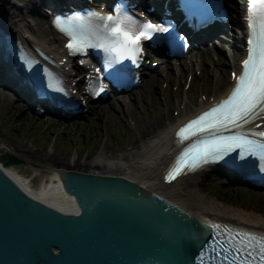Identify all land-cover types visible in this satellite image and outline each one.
<instances>
[{
    "label": "water",
    "instance_id": "obj_1",
    "mask_svg": "<svg viewBox=\"0 0 264 264\" xmlns=\"http://www.w3.org/2000/svg\"><path fill=\"white\" fill-rule=\"evenodd\" d=\"M0 150V264H194L203 219L122 173L59 166L76 207L60 208L20 185Z\"/></svg>",
    "mask_w": 264,
    "mask_h": 264
},
{
    "label": "rangeland",
    "instance_id": "obj_2",
    "mask_svg": "<svg viewBox=\"0 0 264 264\" xmlns=\"http://www.w3.org/2000/svg\"><path fill=\"white\" fill-rule=\"evenodd\" d=\"M228 1L231 4L232 1ZM46 10L47 8L44 11ZM39 11L42 15L45 14L44 11ZM228 11L231 16L237 17V14L233 15L232 7H229ZM33 16L39 17V14L33 13ZM229 39L228 35L223 39L217 37L206 44L221 57L220 60H223L216 63L215 66L221 68L215 69L214 73L203 72V69L200 72L199 65L190 69L186 60L183 66L176 65L171 68L166 66L164 67L166 70L161 68L159 63L155 69L147 72V76L143 78L141 85L134 88V92L121 95L120 103L111 106L107 102L109 99L96 101V104L84 113L85 115L74 118L65 119L48 113L37 114L24 101L17 98L10 88L0 85V149H10L20 155L24 162L18 169L23 170L25 175L34 174L35 182L41 173L53 171L59 166L70 165L87 170L99 167L97 164L88 163L85 158L93 159L100 155L125 160L127 153L136 150L141 140L140 132L148 123V119L159 117L161 122L158 126L163 128L170 121L171 115L175 118L181 115L179 108L185 105L184 100L187 99L185 97H188L189 101L187 99L188 103L183 110L189 109L187 107L191 106L195 99L202 98L205 92L216 90L218 87L222 89L221 84L226 79L232 63ZM46 44L51 49L55 47L54 43L53 46L47 42ZM194 51L196 49L190 50L187 55ZM241 52L242 50L238 54ZM207 62L202 64L212 67V64ZM187 74L191 79L190 85L183 84L177 87V79ZM168 75L171 76L170 80ZM150 77H158L155 78L156 83L153 84ZM144 88L148 90L149 95L147 94L143 101L140 99V91ZM13 100H17L18 104H14ZM200 100L203 99L195 102ZM153 131L149 134L151 135ZM212 174L214 177L210 179ZM201 175L200 178L205 182L203 187L187 181L183 182L182 187L175 190V193L178 195L181 192V196L188 197L194 202L203 195L212 199L221 198L222 202L230 203L239 209L256 211L264 216V189L230 182L214 169Z\"/></svg>",
    "mask_w": 264,
    "mask_h": 264
},
{
    "label": "snow or ice",
    "instance_id": "obj_3",
    "mask_svg": "<svg viewBox=\"0 0 264 264\" xmlns=\"http://www.w3.org/2000/svg\"><path fill=\"white\" fill-rule=\"evenodd\" d=\"M247 4L249 49L247 58L241 62V72L239 75L233 73L235 86L226 99L179 129L178 143L192 137L198 138L177 155L168 174L169 180L185 170L194 171L210 161L223 160L228 153L237 149L242 150L241 159L253 155L264 160V127L260 124L244 127L253 124L255 120H264V0H247ZM92 21L97 22L93 24ZM54 23L69 37L67 47L72 54L85 52L88 47H98L115 54L120 61L127 59L133 62L143 52V41L152 40L156 33H167L170 30L164 24L151 20L138 21L119 7L115 14L90 11L84 16L78 13L57 16ZM92 36L97 40L103 36L105 42L93 44ZM21 60L30 70L34 61L25 56H21ZM110 65L111 60L108 61ZM59 83L53 75L48 87L62 91ZM104 90V85L99 84L98 90L93 89V92L99 95ZM228 129L239 131L228 136L221 134L222 130ZM202 133L207 135L200 136ZM219 244L222 264H264V234L239 230L226 232ZM203 255L201 252V257Z\"/></svg>",
    "mask_w": 264,
    "mask_h": 264
},
{
    "label": "bare ground",
    "instance_id": "obj_4",
    "mask_svg": "<svg viewBox=\"0 0 264 264\" xmlns=\"http://www.w3.org/2000/svg\"><path fill=\"white\" fill-rule=\"evenodd\" d=\"M40 3H42V0H22V2L18 4L14 1L12 2L11 0H0V20L6 24L8 22L9 24L7 25H9V27H13L15 33L17 32L19 36H22L26 31L29 32L28 35L24 36L25 39L27 38L28 40L37 37L45 42L46 37L51 33V40L55 44V47L52 49L57 51L58 46H61L60 36L56 30H53L52 25H50L51 20L50 15H47V10L43 15L40 13ZM232 11L233 15L238 14L236 5H234ZM33 13L39 14V17L33 16ZM238 50L239 49L233 48V51L231 52L232 58L235 56ZM197 54L199 55L197 56L195 53L189 55L187 64H189L190 67L200 65L202 62L208 61L212 64V67L205 65L203 72L208 71L209 73H214L213 71L215 69L217 70L218 68H221L215 66L216 63H219L221 57L218 56L216 52H214L211 46L208 45L201 47ZM166 65H169L168 62L162 63L160 67L164 68ZM164 70H166V68H164ZM155 78H149L153 84L156 83ZM224 83H226V80ZM229 83L230 81L226 85L228 86ZM227 86L225 89L218 92L214 98L218 97V95H222L226 91ZM140 94V99L143 101L145 97L149 95L146 88L141 90ZM117 100H119V98H116V101L114 99L108 100L109 105L112 106L113 104H117ZM13 102L14 104H18L17 100H13ZM186 102L187 99L185 100V103ZM207 103H209V98H204L203 100L197 102L194 106H190L189 109L185 108V110H183L182 108L184 107H181V115L179 114V116L176 118L171 115L170 117L172 121H169L163 128L158 126L161 122L159 117L148 119V123L140 132L141 140L136 146V150L131 151V153H127L125 160H121L119 158L117 160L113 158L110 159L100 155H98L97 158H85L84 160H86L88 163L90 162L94 163L95 165L97 164L96 166L99 165L98 168L94 169L97 172L122 173L133 179L135 178L138 182L140 181L151 189L166 195L168 198L178 202L180 205L185 207V209L187 208L189 211H192L195 215H199L200 217L222 215L224 217L227 216L238 221H247L249 223H258L260 225H264V216L262 214H258L256 211L253 212L251 210H244L243 208L239 209L232 206L230 203L222 202L223 199L221 198L215 197L212 199L203 195L199 200H195L194 202L191 199L189 200L188 197L181 196V192H179L178 195L175 193V190H178L179 187H182L183 182L187 181L192 183L194 182L193 184L203 187L205 182L200 177L202 176V173L211 171L212 168L210 165H206L196 172L183 175V177L179 176L169 183L161 180L162 175L159 173L161 172L159 169H162L176 148L173 139V128L177 125V123L182 122V120L186 119L188 115H191V113ZM151 131H153V133L150 135L149 133ZM79 156L80 155H78V158ZM78 158L74 159L79 160ZM5 167L7 171H9L12 176H14L15 180H18L20 185H23L25 189H28L30 193L36 195L37 197H41L42 199H45L46 201H49L50 203L63 209L68 207H76V203L73 199L74 195L64 190L62 180H60L59 176V168H55L53 171L41 173L37 179V182H35L34 174L25 175L23 170L18 169L20 167L14 166L12 164L6 165ZM119 167L122 169H118ZM213 177L214 175L212 174L210 179ZM188 188L190 189V187Z\"/></svg>",
    "mask_w": 264,
    "mask_h": 264
}]
</instances>
